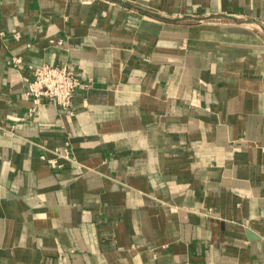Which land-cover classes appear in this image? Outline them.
I'll return each instance as SVG.
<instances>
[{
    "label": "crops",
    "instance_id": "crops-1",
    "mask_svg": "<svg viewBox=\"0 0 264 264\" xmlns=\"http://www.w3.org/2000/svg\"><path fill=\"white\" fill-rule=\"evenodd\" d=\"M0 30V264H264V0H2ZM68 60L74 113L31 112Z\"/></svg>",
    "mask_w": 264,
    "mask_h": 264
},
{
    "label": "built area",
    "instance_id": "built-area-1",
    "mask_svg": "<svg viewBox=\"0 0 264 264\" xmlns=\"http://www.w3.org/2000/svg\"><path fill=\"white\" fill-rule=\"evenodd\" d=\"M4 35L5 32L0 30V37ZM12 61L15 65H20L22 57L13 56ZM29 68L32 72V79L28 83L26 94L33 101L31 112L43 103L52 102L62 111L73 114V101L76 92L91 85V79L83 80L70 60L59 64L29 65ZM48 151L51 153L50 155L42 154L41 157L53 169L62 168L66 160L76 162L70 141Z\"/></svg>",
    "mask_w": 264,
    "mask_h": 264
}]
</instances>
